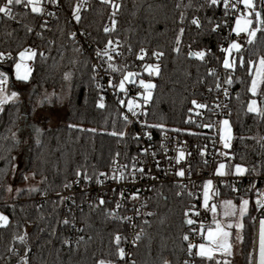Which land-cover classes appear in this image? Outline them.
I'll return each mask as SVG.
<instances>
[{
  "label": "trees",
  "instance_id": "obj_1",
  "mask_svg": "<svg viewBox=\"0 0 264 264\" xmlns=\"http://www.w3.org/2000/svg\"><path fill=\"white\" fill-rule=\"evenodd\" d=\"M76 1L62 0L59 14L51 20L32 13L24 4L13 7L14 18L0 14V52L16 53L25 46L37 52L27 81L17 80L12 74V63L17 57L0 66L11 74L12 83L30 90L26 102L9 101L0 110V209L9 218L0 227V264H6L8 257L13 264H21V256H26L29 264H97L100 259L113 264H191L188 242L182 237L190 231L185 210L192 197L180 194L177 185L156 187L148 204L150 218L143 223L144 237L124 260L113 239L117 233L122 234V248L128 231L124 211L114 212L113 204L98 202L86 205L75 216L61 198H44L60 193L77 177L84 186L96 185L107 176L101 173L109 174L117 153L126 162L138 153L137 127L123 119L117 105L119 90L114 89V99L104 98V108L98 107L104 89L94 78L83 42L72 36L71 13ZM260 1L256 0L257 8ZM3 3L0 0V5ZM194 19L199 26L192 23ZM78 24L87 35L86 40L99 44L115 38L122 40L123 54L114 63L120 69L113 72L114 84L129 71L141 73V78L155 83L143 117L151 133L158 135L164 129H173L207 135L211 131L193 120L190 108L195 99L207 103L205 122L213 123L210 107L219 94L221 45L233 26L231 13L226 14L221 4L213 6L209 0H90ZM106 27L108 32L104 31ZM241 45L240 52L234 53L235 71L228 69L226 77L233 81V138L228 152L234 157L231 164L242 165L246 174H264V116L247 110L250 99L264 100V96L252 97L248 91V62L264 56V32H258L253 43L247 40ZM177 47L179 52L175 51ZM141 49L147 53L144 60L137 58ZM201 51L205 53L203 60L189 55ZM153 53L163 55L157 59ZM241 57L243 67L239 63ZM146 63L158 64L159 75L149 77L143 71ZM131 84L126 83L128 91ZM66 90L67 110L62 121L53 124L48 115L35 118L45 105L48 109L54 106ZM47 92L53 93V100H49ZM124 96L119 93L120 98ZM121 131L125 133L123 137L111 134ZM230 173H234V167ZM31 182L35 184L29 186ZM221 194L232 195V191L222 189ZM247 196L254 208L253 195ZM73 219L82 222L83 237L69 245L65 241L70 237ZM20 236L25 239L21 241ZM232 244L234 254L242 264H248L245 223L233 229ZM195 264L210 262L198 257Z\"/></svg>",
  "mask_w": 264,
  "mask_h": 264
},
{
  "label": "built area",
  "instance_id": "obj_2",
  "mask_svg": "<svg viewBox=\"0 0 264 264\" xmlns=\"http://www.w3.org/2000/svg\"><path fill=\"white\" fill-rule=\"evenodd\" d=\"M89 3L90 0L76 1L75 9L71 13L74 22V33L75 36H77V39L83 42L85 50L91 58L94 78L104 89L103 97L105 99L110 97L114 99L115 90L108 87L109 79H111L112 82L114 80V73L108 69V64H114L123 54V42L120 38L110 40L112 41L110 52L113 56L111 61H108L107 57H97V50H103L106 45H108L109 41L104 44H99L96 41L86 40L85 38L87 35L85 33L83 34L82 28L79 27L78 21L74 16V12L79 5L80 11L78 15L81 18L88 9ZM219 4L223 6V0H221ZM62 5V0H57V2L46 0L43 5L45 13L42 16L47 20L56 18ZM240 7L242 8L243 6L241 5ZM49 12L53 13V15H48ZM230 13L234 24L235 16L238 13L231 11ZM110 24H112V21H110ZM232 28L233 26L227 30L221 49L228 47V44L235 39L241 44L247 42L248 38L245 34L242 33L237 36L232 31ZM81 33L83 34V37H81ZM25 48L32 49L29 46H25L23 49ZM0 53L4 54V56L0 58V66L12 61L18 55V52ZM9 54H11V58H9ZM224 55L225 53H223V58ZM220 73L221 82L219 85V94L214 100L213 105L210 107L214 117V121L211 123L213 127L210 128L211 131L207 133V135H191L173 129H164L158 135H155L148 130L143 121L149 102L144 104L142 109L136 110V116L129 113L126 106H121L117 102L123 115H128L129 120L137 127L136 136L139 144L137 146L138 153L135 157L138 160L137 167H142L144 172H137L135 177H133L129 174L131 170V161L126 162L120 157H116L114 160H118L120 165L129 164V169L124 171V179L111 178L113 175V168L115 167V165L112 164L109 174L103 178L102 183L100 182L96 185L84 186L81 183L80 178L77 177L74 180L69 181L60 193L45 196L44 198H61L64 203L72 209L75 216L82 211L86 205L96 204L101 199H103L104 202L113 204L114 212L124 211L128 224L125 242L122 245L125 252L124 260L130 257L132 250L144 237L145 232L143 229V223L150 218L148 210L149 200L155 195L156 187L158 185L174 184L179 187L180 194L189 195L190 192L195 193L194 196L189 195L192 197V202L186 208L185 212L188 211L192 205H195V211H199L200 216L196 217L192 212H189L187 218L202 220L205 225L210 224L212 214L206 212L202 207V185L205 181L211 179L213 180L214 189L218 190L219 194H221L222 189H228L232 191L230 197L234 200L241 199V197L250 194L253 195L254 214L252 216V223L254 225V231L248 255V264H258L260 221L264 219V208H260V206L256 204L255 190H264V174L244 173L242 175H237L235 173H229L225 176H218L215 174V169L218 167V164L220 162H226L225 158L219 156L218 153L221 151H228V149L223 148V145L219 140L218 130L220 128V121L223 117L230 118L231 115L230 96L232 86L226 83V77L227 74H229V70L222 67ZM139 78L141 77L137 78V83L131 84L128 94L125 95L127 96V99H125V96L122 98L126 103L127 100L132 98L142 99L137 95V93L141 91L138 84ZM225 92H227V94H225ZM195 101H197L198 104L206 105V107L198 108L196 105L192 104L190 108L191 116L197 124L206 125L205 120L208 113V104L198 99H195ZM262 140L264 141V134L262 135ZM145 149H147L146 153L144 151ZM180 151L185 153V158L177 163L176 158ZM202 152L204 153L203 155L201 154ZM180 169L184 170L185 175L183 177L177 175V172ZM116 174L119 175V173ZM253 185H255V190L249 191V189H252ZM234 188L238 191H233ZM133 196H136V198L134 199ZM117 204L120 205L119 208H117ZM82 227V222L73 219L71 234L67 240L69 241V245L76 244L82 239ZM137 235H139V239H136ZM120 236H122V234H120ZM190 238L194 242H199L201 239L200 236L195 233H193ZM198 257V255H195L194 250L191 255V264H195Z\"/></svg>",
  "mask_w": 264,
  "mask_h": 264
},
{
  "label": "snow or ice",
  "instance_id": "obj_3",
  "mask_svg": "<svg viewBox=\"0 0 264 264\" xmlns=\"http://www.w3.org/2000/svg\"><path fill=\"white\" fill-rule=\"evenodd\" d=\"M50 2H57V0H50ZM221 0H209V3L213 6L218 5ZM24 4L25 7H30L32 13H36L39 15H44L45 8L43 6V0H4L3 5H0V14H3L6 17L14 18L13 16V7L16 5ZM243 6L242 8L240 6ZM114 8H118V5H113ZM223 7L225 9V13L228 12H235L238 13L234 19V27L232 31L239 36L240 34H245L248 38V43H253L256 38L258 32H264V3L261 4V9H257L256 0H223ZM80 11L79 5L77 6L74 16L77 21H79L80 16L78 15ZM48 15H53V13H48ZM183 19V17L181 18ZM193 24L199 26L198 20H193ZM115 24V21H113ZM219 27V25H217ZM31 31V29H29ZM105 32L109 31V28L104 29ZM181 34L183 33V29H180ZM73 38L75 37V33L72 34ZM177 44H179V38L177 39ZM112 45V41L108 42V45L103 50H97L96 55L97 57L103 58L107 57L108 61L113 59V56L110 52V48ZM242 48V45L237 41H231L226 48H222L221 51L225 53V56L222 61V66L225 69H231L235 71L236 68V60L231 59L234 51L239 53ZM175 51L179 52V47L175 49ZM119 54V53H118ZM42 55V54H41ZM147 55L146 50L141 49V54L137 57L140 60H144V57ZM154 56L159 59L163 53H153ZM190 56L194 55L197 58L203 60L205 53L204 52H195L189 53ZM4 56L3 53H0V58ZM19 61L15 62V69H16V77L18 80L27 81L31 74V68L28 66L27 62L33 60L37 56V52L33 49L25 48L18 52ZM9 58H11V54H9ZM240 66H244V60L241 57L239 60ZM248 75L251 77L250 86L248 91L252 94V97L264 96V56L259 57L258 61L250 60L248 62ZM108 69L112 72L120 71L114 64L109 63ZM107 71V70H106ZM143 71L148 74L149 77L151 76H158L160 73V68L158 64H144ZM70 73L66 74V79L70 77ZM141 77V73L137 72H127L126 75L118 81V83L114 84L111 79L108 81V87L113 89H118L117 99L118 103L121 106H126L129 113L133 116L137 115V109H142L144 104H147L151 101L153 96V90L155 89L156 85L150 79L145 80L144 78L138 79V84L141 89L137 93L138 96L142 98L143 104L138 102L135 99L127 100V103L124 99L119 97V93H124L125 95L128 94V89L126 88V83H137V78ZM7 76L5 73L0 72V110H2L3 104L6 102L15 100L18 98V93L11 92L9 93L8 89L4 87L7 84ZM232 79L229 77L226 81L228 84H232ZM98 87H101L98 85ZM219 87V85H217ZM227 94V92H225ZM239 98V97H238ZM193 105H196L198 108H205L206 105L198 104L197 101H192ZM98 107L104 108V97H100V102L98 103ZM248 112L256 113L257 115L264 116V100H258L256 98L250 99L247 105ZM123 119L126 123L130 122L129 116L124 115ZM222 127L218 130L219 140L223 145L224 149L231 148V140L232 136V129L229 120L225 119L221 122ZM203 127L211 128L213 125L206 124L202 125ZM155 127H161L159 125ZM114 136H121L123 137L125 133L121 132H113L111 133ZM145 153L147 149L144 150ZM204 154L203 152L201 153ZM119 153L116 154L119 157ZM154 155V153H153ZM219 156L224 157L227 162H220L218 167L215 169V174L218 176H225L228 175L233 167L234 173L237 175H242L247 172V169L240 164H231V160L234 159L233 156L228 151H221L218 153ZM185 158V153L183 151L179 152L177 156V163ZM113 164L115 167L113 168V175L112 179H124V171L129 169V164L120 165L118 160H114ZM138 160L136 157H133L130 162V172L129 174L135 177L137 172L143 173L144 169L142 167H137ZM116 173H119L117 175ZM77 175H80L78 172ZM101 176H106V173H101ZM177 175L183 177L185 175L184 170L180 169L177 172ZM86 179L88 177H85ZM101 182L102 181H98ZM255 190V185L252 186V189L249 191ZM233 191H238L237 189H233ZM202 192H203V199H202V207L205 209L206 212H210L211 215V223L205 225L202 220H196L192 218H186L185 223L190 227L189 233L183 235L182 239L187 241V252L189 255H192L195 250V255H198L202 261L207 262H215V264H228L226 260L221 262L217 260V255L221 256H229L231 255L232 250V243H231V232L230 229L233 227L231 222L225 223V220L228 218L235 217L237 212L241 217L245 215L248 210V206L250 204L249 199H245L241 197V202L239 206H237L233 200H223L219 203L212 202L214 197L219 196V191L214 189L213 180L208 179L202 185ZM189 195L194 196L195 193L190 192ZM256 195V204L260 206V208H264V190H255ZM135 199L136 196H133ZM100 204L104 203V200L101 199L99 201ZM120 205L117 204V208ZM195 205H192L188 211L185 212V217H188L189 212H192L194 216L199 217V211H195ZM218 209H220L218 211ZM110 215H115L114 213H110ZM151 215V213H149ZM224 220L218 219V216H221ZM130 219V218H128ZM8 223V217L5 216L3 213H0V225H6ZM65 224L68 223L67 220L64 221ZM236 227H242V225L237 224ZM195 233L200 236L199 242H194L190 237ZM26 235V233H25ZM21 241L25 239V236L18 237ZM115 244L118 248V255L121 259L124 258L125 252L123 248H120L119 245L121 243V236L119 233L114 235L113 237ZM136 239H139V235H137ZM237 239H241L239 235H237ZM65 243H69V241H65ZM21 264H29L28 258L26 256L20 257ZM97 264H112L111 261L100 259L97 261ZM134 264V262H133ZM167 264V261L165 262ZM185 264H188L185 261ZM258 264H264V219L260 221V234H259V245H258Z\"/></svg>",
  "mask_w": 264,
  "mask_h": 264
},
{
  "label": "rangeland",
  "instance_id": "obj_4",
  "mask_svg": "<svg viewBox=\"0 0 264 264\" xmlns=\"http://www.w3.org/2000/svg\"><path fill=\"white\" fill-rule=\"evenodd\" d=\"M262 3H264V0L260 1V4H259V6L257 8L258 10L261 9V4ZM233 27H234V24H233ZM233 41H237V40L235 39ZM234 53H235V51H234ZM234 53H233L231 59L236 60ZM18 61H19V56L17 55V58L12 63V74H13L15 79H17V77H16V69H15V62H18ZM31 61L27 62L28 66L30 68H31ZM0 72L5 73V75L7 76L8 82H7V84L4 87H6L8 89L9 93H11V92L18 93V98L17 99H20L23 102H26L27 98L30 95L29 87H21V86H18L16 83H12L11 82V74L8 71L0 69ZM29 78H30V76H29ZM45 94L48 95L49 100H53V93L52 92H49V93L47 92ZM63 94H64L63 96H60V100H58L57 103L54 106H52L51 108L48 109V106H47L48 104H47V105H45L46 107H44L43 109H40L39 110L40 112L35 114V118L36 119H40V118H44L46 115H48V116H50L51 122L53 124L58 123L59 121H62L64 119V117H65V113H66V110H67V106H66V103H67V98H66L67 90L65 92H63ZM17 99H15V100H17ZM132 99L137 100L141 104L143 103L142 99H140V98H132ZM225 119L229 120L230 125H231V129H232V122H231L229 117H223L221 119L220 128L222 127L221 122L223 120H225ZM232 136H233V131H232ZM18 165H19V163H18ZM34 184H35L34 182L28 183L29 186H33ZM243 198L250 200V204L248 206V210L245 213V215L243 217H241L239 215V213L237 212V215L235 217L228 218V220H225L224 222L225 223H227V222H231L232 223L233 227L230 229L231 234L233 233V229L236 228L237 224L242 225L243 223H245V225H246V242H247L246 252H247V254H249L250 247H251V244H252V234H253V231H254V225L252 223V216L254 214V208L252 206V202H251V199H250L249 196H245ZM223 200H233V202L237 206H239V204L241 202V199L234 200V199H232L230 197V195L223 196L222 194H219V196L214 197L212 202L219 203L220 201H223ZM219 210L220 209H218V211ZM0 213H3L5 216L8 217V215L1 209H0ZM218 219L224 220L222 215L218 216ZM243 219H247V222H243ZM0 226H2V225H0ZM238 228H240V227H238ZM231 243H232V235H231ZM231 253L232 254L229 255V256H221V255L218 254L216 258H219V260H222V261L226 260L230 264H242V260L238 256H236L234 254L233 244H232Z\"/></svg>",
  "mask_w": 264,
  "mask_h": 264
},
{
  "label": "water",
  "instance_id": "obj_5",
  "mask_svg": "<svg viewBox=\"0 0 264 264\" xmlns=\"http://www.w3.org/2000/svg\"><path fill=\"white\" fill-rule=\"evenodd\" d=\"M6 264H13V260H12L11 257H8V258L6 259Z\"/></svg>",
  "mask_w": 264,
  "mask_h": 264
},
{
  "label": "crops",
  "instance_id": "obj_6",
  "mask_svg": "<svg viewBox=\"0 0 264 264\" xmlns=\"http://www.w3.org/2000/svg\"><path fill=\"white\" fill-rule=\"evenodd\" d=\"M9 220V219H8ZM3 226V225H2ZM1 227V226H0ZM236 228H238V227H236Z\"/></svg>",
  "mask_w": 264,
  "mask_h": 264
}]
</instances>
